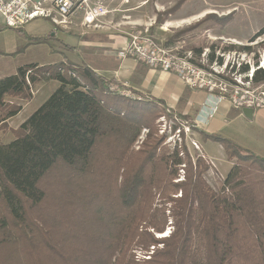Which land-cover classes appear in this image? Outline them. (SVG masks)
<instances>
[{"label": "trees", "instance_id": "16d2710c", "mask_svg": "<svg viewBox=\"0 0 264 264\" xmlns=\"http://www.w3.org/2000/svg\"><path fill=\"white\" fill-rule=\"evenodd\" d=\"M16 31L39 44L54 34ZM40 77L60 87L0 144V264H264V159L203 135L232 163L217 191L202 158L164 146L156 121L167 108L112 93L115 80L71 63L0 80V128ZM253 83L264 84V70Z\"/></svg>", "mask_w": 264, "mask_h": 264}, {"label": "rangeland", "instance_id": "374dc122", "mask_svg": "<svg viewBox=\"0 0 264 264\" xmlns=\"http://www.w3.org/2000/svg\"><path fill=\"white\" fill-rule=\"evenodd\" d=\"M143 1L147 0H133L129 4H125L123 7L125 12L115 17L113 20L117 22H129L130 24H139L144 26L142 28L144 30H146L145 27H147L149 28L148 34L158 41L171 47L182 48L186 51H194L198 56L205 51L210 52L209 56L213 53L215 57L230 51L237 52L240 55L241 53H246L248 55L246 60L250 65H243L242 68L248 66L249 70L256 69L264 56V35L252 41V39L264 28V0H151L146 6L140 7ZM204 15L205 17H203ZM161 20L163 21L160 23ZM50 23L47 20L38 21L32 24V26L28 28V31L34 36H43L47 34V30L51 28V30L54 29L55 32L58 33L59 39H66L68 36L70 37V42L74 44L76 42L80 43L86 39L96 40L90 31L81 26V20L79 19L73 20V24L69 25L67 29L57 28L53 24V27H51ZM0 25H4V27L8 29L5 24H3L1 16ZM129 29L130 27L127 28V30ZM12 31L17 33L16 30ZM63 31H66V34ZM109 32L115 35H122L117 31ZM24 39L26 40V44H22V47L20 46V53L5 57L2 61L3 63H0V73H3L0 75L4 77L14 75L22 65L40 63L46 66H52L49 64H59L60 61L64 59L72 58V53L65 51V45L62 41H50L46 44L34 42L36 43L35 45H29L28 40L26 38ZM231 47L234 48L231 49ZM240 48H251V50H243ZM81 52L80 49L79 53ZM85 54H82L83 58L86 57ZM74 56L80 57L78 54H74ZM227 73H229V78H236L237 80L244 78V74L242 75L237 67L235 69L231 68V64L228 67ZM260 86L264 88V84ZM58 87V82L52 80L45 81L40 77L39 83L31 85L32 100L21 101L14 99L13 101L22 105L24 110L19 117L7 121V123L0 128V144H7L15 140L22 123L25 122L48 99L47 97L51 96L58 89ZM119 95L122 94L119 93ZM135 99L138 100V98H132V100ZM167 114L168 115L162 116L156 121V127L158 135L164 137L166 140L164 146L173 150L176 144L173 141H167V136L163 135L161 132L163 126L166 122L169 125H171L172 122L174 123L175 115H177L178 119V121L174 123L175 127L182 125V121H188L190 124L193 122L184 119L180 114H171L169 112H167ZM193 130L194 129H192L186 139L184 137L183 142L180 144L186 145L194 163L197 158H202L210 165L211 170L208 173L210 178L207 175V179L210 181L212 188L219 191L226 177L225 175L231 168L225 158V152L223 153L222 151L224 148L212 142L214 153L218 156L219 160L215 162L209 161L199 142L196 140L198 135L193 132ZM148 135L149 130H143L142 136L135 146V150L139 149ZM191 141L196 142L200 149H195ZM185 174L186 173L183 174V177ZM180 175H182V172H180ZM160 247H162V245ZM139 254H141V252L137 253L138 256ZM147 255L151 256L152 253Z\"/></svg>", "mask_w": 264, "mask_h": 264}, {"label": "built area", "instance_id": "2783aa9c", "mask_svg": "<svg viewBox=\"0 0 264 264\" xmlns=\"http://www.w3.org/2000/svg\"><path fill=\"white\" fill-rule=\"evenodd\" d=\"M133 0H41L34 3L32 0H0V16L5 26L11 30H24L36 20L50 21L55 27L67 29L73 20H81V26L90 32L117 31L127 37L123 48L117 50L119 60L132 58L152 70H160L177 76L179 81L193 91H201L207 95L204 104L206 115L203 119L209 120L216 115L222 106L238 110L264 109V88L253 83L257 70H264V56L256 69L244 73V78L237 80L229 78L228 67L241 70L248 64L246 53L228 52L219 54L211 61L208 51L197 55L194 51L168 46L150 36L149 28L130 24L113 19L125 12V4ZM149 1L141 4L146 6ZM130 27L129 30L127 28ZM222 60V63L220 62ZM30 73V72H29ZM29 75V74H28ZM243 75V74H242ZM29 82V80H28ZM109 91L122 94L129 98H138L127 83L115 82L110 85ZM171 113L170 111H168ZM173 114V113H171ZM174 123L178 121L174 116ZM179 118V117H178ZM176 126L167 122L161 131L166 135L167 141H173L175 147L182 146L183 139L189 136L196 126L188 121H182ZM169 125V127H168ZM195 149H200L198 144L191 141ZM183 180L184 170H181ZM170 230L159 238L167 237ZM139 258H150L139 254Z\"/></svg>", "mask_w": 264, "mask_h": 264}, {"label": "crops", "instance_id": "0c3cea01", "mask_svg": "<svg viewBox=\"0 0 264 264\" xmlns=\"http://www.w3.org/2000/svg\"><path fill=\"white\" fill-rule=\"evenodd\" d=\"M38 21L43 20H36L30 23L23 32L27 36H32L34 38L45 37L51 34V32H54L52 41H62L65 46H68V48L64 46L65 51L72 53V58L64 59L60 61V63H71L74 66H87L95 73L108 80H115V82L123 84L127 83L130 89L137 96H141L142 99L146 98L160 102L167 108V112L170 111L173 114H180L184 119L193 122L196 126L193 132L198 135L196 140L199 142L209 161L215 162L219 160V158L214 153L215 151L212 146V142L214 141L204 139L203 135L218 137L229 141L245 152L255 155L260 159H264V109L254 110L252 117L248 118L243 113L244 109L238 110L222 106L218 109L213 118L205 120L203 116L206 115L204 104L207 95L204 92L191 90L182 84L174 74L149 69L132 58L126 60L118 59L117 50L123 48L127 41V37L115 35L108 31L90 32L96 40L86 39L80 43L76 42L74 44L70 42V37L68 36L66 39H59L58 33H56L54 29L51 30V28L47 30V34L43 36H34L29 33L28 28ZM48 22L50 23V21ZM50 24L51 27H53L52 23ZM3 28L4 25H0V63H3L2 61L5 57L19 54L22 44H26L23 35L21 36L10 29ZM64 33L66 34V31ZM28 42L29 45L36 44L34 42ZM80 49L82 51L81 53H79ZM74 54H78L80 57H75ZM82 54H85L86 57L83 58ZM55 64L56 63H51L49 65ZM30 65H38L39 67L46 66L40 63H32ZM25 66L29 65H22L19 69ZM6 77L0 75V80ZM23 110L24 109H22L21 113ZM19 115L14 118L19 117ZM214 143L224 148L221 143ZM222 151L224 153L225 149H222ZM224 155L227 159L226 153ZM228 163L230 167H232V163L229 161ZM208 177L210 178L209 175Z\"/></svg>", "mask_w": 264, "mask_h": 264}, {"label": "water", "instance_id": "95a60500", "mask_svg": "<svg viewBox=\"0 0 264 264\" xmlns=\"http://www.w3.org/2000/svg\"><path fill=\"white\" fill-rule=\"evenodd\" d=\"M40 1L41 0H32V2H34V3H39ZM243 113L246 117L251 118L253 113H254V109L246 108L243 110Z\"/></svg>", "mask_w": 264, "mask_h": 264}, {"label": "bare ground", "instance_id": "6f19581e", "mask_svg": "<svg viewBox=\"0 0 264 264\" xmlns=\"http://www.w3.org/2000/svg\"><path fill=\"white\" fill-rule=\"evenodd\" d=\"M203 17H205V15Z\"/></svg>", "mask_w": 264, "mask_h": 264}]
</instances>
